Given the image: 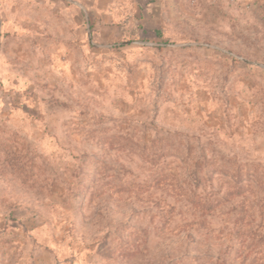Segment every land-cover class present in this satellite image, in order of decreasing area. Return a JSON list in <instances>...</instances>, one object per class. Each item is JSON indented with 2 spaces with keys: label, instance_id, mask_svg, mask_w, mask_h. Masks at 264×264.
Here are the masks:
<instances>
[{
  "label": "rangeland",
  "instance_id": "rangeland-1",
  "mask_svg": "<svg viewBox=\"0 0 264 264\" xmlns=\"http://www.w3.org/2000/svg\"><path fill=\"white\" fill-rule=\"evenodd\" d=\"M73 1L0 0V264H264V0Z\"/></svg>",
  "mask_w": 264,
  "mask_h": 264
},
{
  "label": "trees",
  "instance_id": "trees-1",
  "mask_svg": "<svg viewBox=\"0 0 264 264\" xmlns=\"http://www.w3.org/2000/svg\"><path fill=\"white\" fill-rule=\"evenodd\" d=\"M158 36L159 37H162L161 36V34L160 33H158ZM138 39V35H137V30H130L129 32H128V34L126 35V37H125V40L126 41H128V42H132V41H136ZM163 42H167V41H163ZM167 182V179L166 178H164L163 180H162V185H165V183ZM156 185H160L159 184V182H157V184ZM152 187V185H150V186H147V185H144V186H140L139 188V190L138 191H148V190H150V188ZM164 187V186H163ZM195 203V205H197L198 207H200V209L201 210H208V206L206 205V204H202L200 201H199V203L197 202H194ZM220 203V202H219Z\"/></svg>",
  "mask_w": 264,
  "mask_h": 264
},
{
  "label": "water",
  "instance_id": "water-1",
  "mask_svg": "<svg viewBox=\"0 0 264 264\" xmlns=\"http://www.w3.org/2000/svg\"><path fill=\"white\" fill-rule=\"evenodd\" d=\"M68 2H70L71 4H76L73 0H67ZM200 44H177V45H164V44H150L151 47H171V48H175V49H180V48H185V47H192V46H198ZM213 49H217L219 51H222L220 50L219 48H215V47H211ZM224 53H226L225 51H222ZM245 62L247 63H250L246 60H244Z\"/></svg>",
  "mask_w": 264,
  "mask_h": 264
}]
</instances>
